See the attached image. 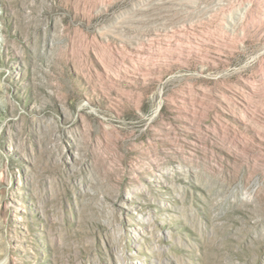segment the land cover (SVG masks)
<instances>
[{
    "label": "rangeland",
    "instance_id": "obj_1",
    "mask_svg": "<svg viewBox=\"0 0 264 264\" xmlns=\"http://www.w3.org/2000/svg\"><path fill=\"white\" fill-rule=\"evenodd\" d=\"M0 264H264V0H0Z\"/></svg>",
    "mask_w": 264,
    "mask_h": 264
}]
</instances>
